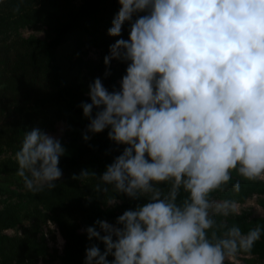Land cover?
<instances>
[{
	"label": "clouds",
	"instance_id": "clouds-1",
	"mask_svg": "<svg viewBox=\"0 0 264 264\" xmlns=\"http://www.w3.org/2000/svg\"><path fill=\"white\" fill-rule=\"evenodd\" d=\"M117 2L107 34L121 37L127 24L128 38L109 46L104 76L113 60L126 64L125 74L112 91L94 78L81 107L89 120L82 139L107 129L121 150L102 174L85 169L72 178H97L94 193H114L108 208L121 195L144 202L84 229L104 245L101 252L90 244L84 264H225L250 254L262 228L244 233L233 224L210 236V212L228 217L237 206L209 197L233 172L264 179V0ZM64 155L59 138L24 133L15 161L25 190L55 189ZM160 185H169L166 193Z\"/></svg>",
	"mask_w": 264,
	"mask_h": 264
},
{
	"label": "trees",
	"instance_id": "trees-1",
	"mask_svg": "<svg viewBox=\"0 0 264 264\" xmlns=\"http://www.w3.org/2000/svg\"><path fill=\"white\" fill-rule=\"evenodd\" d=\"M118 9L117 0H0V154L3 151L9 154L0 160V195L18 200L0 209V264H33L44 256L36 233L39 222L46 220L55 224L63 240L60 263L84 264L85 250L90 244H96L101 252L104 245L95 239L89 241L86 232L78 233L79 229L92 226L97 219L114 223L123 211L144 202L121 195L120 205L108 208L105 200L114 193L111 190L108 194L94 193L97 178H72L85 169L102 174L121 150L108 140L107 129L99 134L88 133L91 137L88 141L82 139L89 120L83 116L81 107L82 103H90L88 91L94 78L100 77L112 91L118 90V80L125 74L126 64L118 62L114 66L111 61L110 75L104 76L103 58L108 55L109 46L116 39L128 38L127 24L121 37L107 34ZM35 26L45 29L42 40L20 36V29ZM85 46L98 49L97 60L86 58ZM59 121L66 125L68 136L62 144L65 155L59 163L63 175L52 191L44 189L35 194L26 191L22 179L16 175L15 161L24 133L33 128L53 132ZM236 181L239 191L233 189ZM159 187L166 193L169 185ZM254 194L264 195V181L244 180L233 172L232 180L210 196L241 203ZM185 197L181 191L178 202ZM212 215L216 223L209 230L210 236L212 232L222 236L233 224L244 233L259 225L261 238L251 253L237 255L264 260V218ZM22 218L30 224L20 236L2 233Z\"/></svg>",
	"mask_w": 264,
	"mask_h": 264
},
{
	"label": "rangeland",
	"instance_id": "rangeland-1",
	"mask_svg": "<svg viewBox=\"0 0 264 264\" xmlns=\"http://www.w3.org/2000/svg\"><path fill=\"white\" fill-rule=\"evenodd\" d=\"M45 29L41 26H35V27H26L19 30V34L21 37H35L38 39H43L45 36ZM83 52L86 55V58L91 60H97L99 51L98 49H95L91 46H85L83 48ZM118 61L113 60V65L116 66ZM121 77L118 81H120ZM66 125L64 122L59 121L56 122L54 125V131L49 132L47 134L55 136L61 140V143L64 144L68 138L66 134ZM9 154L6 152H1L0 154V160L8 157ZM261 181H264V179H259ZM10 189H13L11 187ZM19 191V190H18ZM6 194L0 195V209L5 207L9 204H15L18 202L15 198H7ZM211 200L220 202L221 200L217 199L215 196L211 195L209 197ZM264 202V195L263 194H254L244 200L241 203H236L237 206V213L230 215L228 217H233L237 215H242L246 219H253V218H264V206L262 203ZM120 203H118L116 206H119ZM115 206V207H116ZM23 213L24 211L21 210ZM44 213V211H41ZM214 213L210 212V215ZM30 222L26 218H22L19 223H17L14 227L4 230L2 233L7 236H20L23 229L27 228L29 226ZM43 222H39L38 224V230L36 233V240L38 243V246L43 248L44 256L38 258L33 264H61L58 257L61 255L62 246L60 249L57 247L59 246L58 240L55 241L54 236H52V233L47 230V234L50 236L48 241H45L42 237V226ZM83 229H79L78 233H83ZM225 264H264V260H259L254 256H241L237 255L234 259L229 258L226 259Z\"/></svg>",
	"mask_w": 264,
	"mask_h": 264
},
{
	"label": "built area",
	"instance_id": "built-area-1",
	"mask_svg": "<svg viewBox=\"0 0 264 264\" xmlns=\"http://www.w3.org/2000/svg\"><path fill=\"white\" fill-rule=\"evenodd\" d=\"M47 230H49L52 233V236H54L55 241L58 242L59 246L57 247L60 249V247L63 244V240L60 237V234L58 232L57 227L55 226L54 223H52L50 220H46L42 226V237L44 238L45 241L49 240V235L47 234Z\"/></svg>",
	"mask_w": 264,
	"mask_h": 264
}]
</instances>
